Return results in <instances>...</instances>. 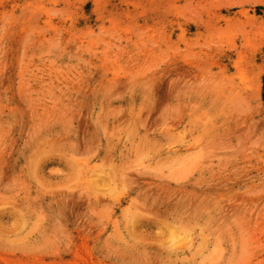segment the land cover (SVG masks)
<instances>
[{
	"label": "rangeland",
	"instance_id": "374dc122",
	"mask_svg": "<svg viewBox=\"0 0 264 264\" xmlns=\"http://www.w3.org/2000/svg\"><path fill=\"white\" fill-rule=\"evenodd\" d=\"M264 0H0V264H264Z\"/></svg>",
	"mask_w": 264,
	"mask_h": 264
},
{
	"label": "trees",
	"instance_id": "16d2710c",
	"mask_svg": "<svg viewBox=\"0 0 264 264\" xmlns=\"http://www.w3.org/2000/svg\"><path fill=\"white\" fill-rule=\"evenodd\" d=\"M262 100L264 102V80H263Z\"/></svg>",
	"mask_w": 264,
	"mask_h": 264
}]
</instances>
